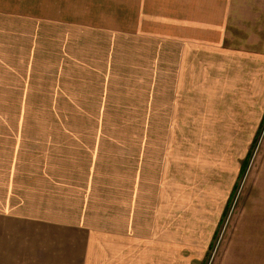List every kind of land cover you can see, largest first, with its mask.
Segmentation results:
<instances>
[{
    "label": "rangeland",
    "instance_id": "rangeland-1",
    "mask_svg": "<svg viewBox=\"0 0 264 264\" xmlns=\"http://www.w3.org/2000/svg\"><path fill=\"white\" fill-rule=\"evenodd\" d=\"M160 4L0 0V224L75 225L92 264H264V0L187 56Z\"/></svg>",
    "mask_w": 264,
    "mask_h": 264
},
{
    "label": "crops",
    "instance_id": "crops-1",
    "mask_svg": "<svg viewBox=\"0 0 264 264\" xmlns=\"http://www.w3.org/2000/svg\"><path fill=\"white\" fill-rule=\"evenodd\" d=\"M231 1L161 0L164 34L179 45L180 56L192 54L189 46L194 51L218 47L226 33ZM15 218L5 216L0 224V264H92L93 248L100 244L77 226L38 217L15 222Z\"/></svg>",
    "mask_w": 264,
    "mask_h": 264
},
{
    "label": "trees",
    "instance_id": "trees-1",
    "mask_svg": "<svg viewBox=\"0 0 264 264\" xmlns=\"http://www.w3.org/2000/svg\"><path fill=\"white\" fill-rule=\"evenodd\" d=\"M251 157V153H249L246 158L243 160L242 162V165H241V170H240V176L244 173L246 167H247V164H248V161Z\"/></svg>",
    "mask_w": 264,
    "mask_h": 264
}]
</instances>
